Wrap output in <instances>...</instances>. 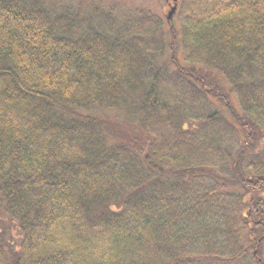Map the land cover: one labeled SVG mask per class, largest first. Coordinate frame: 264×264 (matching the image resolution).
Here are the masks:
<instances>
[{
	"label": "trees",
	"instance_id": "16d2710c",
	"mask_svg": "<svg viewBox=\"0 0 264 264\" xmlns=\"http://www.w3.org/2000/svg\"><path fill=\"white\" fill-rule=\"evenodd\" d=\"M119 4L0 0V264H264V0Z\"/></svg>",
	"mask_w": 264,
	"mask_h": 264
},
{
	"label": "rangeland",
	"instance_id": "374dc122",
	"mask_svg": "<svg viewBox=\"0 0 264 264\" xmlns=\"http://www.w3.org/2000/svg\"><path fill=\"white\" fill-rule=\"evenodd\" d=\"M114 1L115 0H48V2L56 3V5H61V6H68L69 5V6L75 7L76 9H82L87 14V17H88L84 21H87L88 19H93L94 20V26L97 28H101V29L105 28L103 24L98 25V21H101V20L98 18H90L91 15L89 12H90V10H91V12L93 11V8L95 7L96 4L101 5V9L105 8V7L109 9L110 3L114 2ZM117 1H119L120 4L114 8L113 12L120 11L121 18H123L124 15H125V17L134 16V15H138V16L142 15V16H146V17H151L153 15L156 16V14H158V15L162 16V18L166 22V16L168 15L169 10H170V6L168 5V3L165 0H117ZM172 20H173L172 21L173 25H175V27H176V25L178 24V22H177L178 17L175 15V17H173ZM171 25H172V23H171ZM181 49H182L181 46H179V44H178L177 55L180 57V59H182V53H181L182 50ZM164 59H167L169 61V59H170L169 54L166 55L164 57ZM137 97H138V95H137ZM96 114H100L101 117H106V118H109L111 120L113 119V116L109 115L108 111L97 110ZM113 140H114V138L111 136L109 143L112 144L111 142ZM18 237H19L18 231L16 230V228H14L13 240L15 241V243H17L16 239H18Z\"/></svg>",
	"mask_w": 264,
	"mask_h": 264
},
{
	"label": "water",
	"instance_id": "95a60500",
	"mask_svg": "<svg viewBox=\"0 0 264 264\" xmlns=\"http://www.w3.org/2000/svg\"><path fill=\"white\" fill-rule=\"evenodd\" d=\"M167 2H170L172 7L168 13V19H171L174 14L176 13L177 11V8H178V0H166ZM173 3V4H172Z\"/></svg>",
	"mask_w": 264,
	"mask_h": 264
},
{
	"label": "bare ground",
	"instance_id": "6f19581e",
	"mask_svg": "<svg viewBox=\"0 0 264 264\" xmlns=\"http://www.w3.org/2000/svg\"><path fill=\"white\" fill-rule=\"evenodd\" d=\"M162 37V36H161ZM190 68V67H189Z\"/></svg>",
	"mask_w": 264,
	"mask_h": 264
}]
</instances>
